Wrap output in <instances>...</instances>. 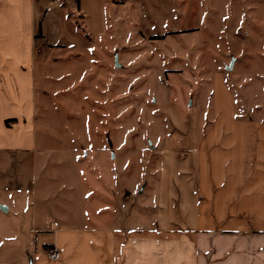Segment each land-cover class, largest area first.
Listing matches in <instances>:
<instances>
[{"label": "rangeland", "instance_id": "obj_1", "mask_svg": "<svg viewBox=\"0 0 264 264\" xmlns=\"http://www.w3.org/2000/svg\"><path fill=\"white\" fill-rule=\"evenodd\" d=\"M60 3L81 42L36 40L34 51L40 147L57 152L43 159L49 165L37 185L45 192L36 205L27 192L17 204L13 192L0 191L10 206L0 208V264H30L32 211L63 214L70 180L101 172L104 187L117 182L120 217L149 221L167 108L200 107L207 122L215 71L226 77L240 115L264 119V0H105L97 35L77 0ZM77 153L84 154L79 164Z\"/></svg>", "mask_w": 264, "mask_h": 264}, {"label": "crops", "instance_id": "obj_2", "mask_svg": "<svg viewBox=\"0 0 264 264\" xmlns=\"http://www.w3.org/2000/svg\"><path fill=\"white\" fill-rule=\"evenodd\" d=\"M104 4L77 0L96 35L105 29ZM60 5L0 0V191L13 192L17 204L27 192L36 205L45 192L37 185L49 165L43 159L57 152L40 147L36 40L48 46L81 42ZM212 77L207 122L200 107L183 114L167 108L149 221L131 224L140 216L128 212L120 217L117 182L104 187L101 172L70 180L63 214L49 217L36 206L32 211L30 264H264V119L240 115L224 74ZM77 155L79 164L84 154ZM53 248L57 260L46 255Z\"/></svg>", "mask_w": 264, "mask_h": 264}, {"label": "built area", "instance_id": "obj_3", "mask_svg": "<svg viewBox=\"0 0 264 264\" xmlns=\"http://www.w3.org/2000/svg\"><path fill=\"white\" fill-rule=\"evenodd\" d=\"M46 255L49 259L51 260H57L60 258V253L59 251L56 249V248H53V249H49L47 252H46Z\"/></svg>", "mask_w": 264, "mask_h": 264}, {"label": "water", "instance_id": "obj_4", "mask_svg": "<svg viewBox=\"0 0 264 264\" xmlns=\"http://www.w3.org/2000/svg\"><path fill=\"white\" fill-rule=\"evenodd\" d=\"M0 208H1V209H5V207H4V206H1V205H0Z\"/></svg>", "mask_w": 264, "mask_h": 264}, {"label": "trees", "instance_id": "obj_5", "mask_svg": "<svg viewBox=\"0 0 264 264\" xmlns=\"http://www.w3.org/2000/svg\"><path fill=\"white\" fill-rule=\"evenodd\" d=\"M11 119H7L6 122H9Z\"/></svg>", "mask_w": 264, "mask_h": 264}]
</instances>
